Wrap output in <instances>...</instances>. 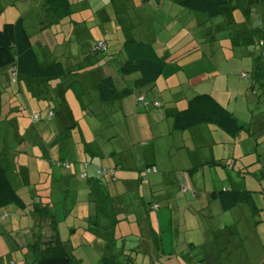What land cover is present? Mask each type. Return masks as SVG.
<instances>
[{"label": "rangeland", "instance_id": "obj_1", "mask_svg": "<svg viewBox=\"0 0 264 264\" xmlns=\"http://www.w3.org/2000/svg\"><path fill=\"white\" fill-rule=\"evenodd\" d=\"M41 1L0 0V27L26 15L25 26L42 59L64 60L70 67L75 64L72 70L80 73L78 77L38 81L39 85L31 84L27 77L20 76L16 82L11 73H0V164L27 204L25 208L15 203L0 208V264H34V243L52 236L50 221L39 220L37 203L50 204L56 213L58 237L73 264H104L105 258L118 254L116 264H206L207 257L213 264H264V85L254 84L258 79L253 65L260 62L264 67V51L254 45L256 36L261 37L259 32H264V0H231L228 8L232 11L199 24V43L191 51L200 60L188 65L182 52L175 59L184 71H179V78L185 75L186 84L172 92L174 97L178 91L185 96L210 93L250 129V134L242 131L236 138L218 130L216 137L231 143L206 149L208 154L214 152L217 161L225 158L221 165L202 164L198 170L192 164L193 156L203 148L194 149L188 135L181 132L161 135L155 127L161 124L162 113L144 107L151 103L149 97L146 101L133 96L126 99L121 106L124 112L115 103L98 111L101 107L92 80L95 71L91 67L111 61L109 55L120 48L114 46L111 34H129L132 12L135 25L137 17L143 22V16H150L154 9L172 18L174 22H167L162 30V47L164 53L174 56V46L168 44L174 36L169 33H178L175 38L180 45L185 39L179 33L189 29L183 13L177 14L178 0H145L130 9L128 3L124 6L125 0H69L73 16L69 20L79 23L56 18L47 28L37 19ZM249 11L250 16L245 17ZM227 14L234 18L218 24L216 20L226 19ZM114 15L117 22L112 20ZM144 24L152 30L158 25L153 18ZM63 36L67 37L64 44L60 42ZM99 41H105L109 50L90 55L95 53L91 46ZM77 53L74 59L72 54ZM87 56L92 58L85 61ZM194 67L198 69L193 71ZM165 72L163 77L170 74ZM50 112L55 113L53 118L48 117ZM35 115L37 121H33ZM231 153L235 159L226 163ZM232 161L236 166L227 167ZM152 164L158 165L159 172L140 183L138 173ZM188 169L193 171L194 186L185 193L174 178L181 179ZM212 183L219 185L217 190L225 186L243 189L252 202L239 203L225 213L204 194V189L211 191ZM94 197L102 210L99 220L95 214L85 216L88 199ZM118 201L125 202V210L115 206ZM149 202L160 208L145 210ZM108 204L113 209L111 217L105 213ZM101 220L108 225L112 222V228L102 227ZM114 223L118 225L113 227ZM160 228L166 255L155 259L159 262L143 252L131 250L125 256L118 252L123 243L133 248L150 234L158 241ZM137 233L141 241L132 237ZM172 251L177 254L168 256Z\"/></svg>", "mask_w": 264, "mask_h": 264}, {"label": "trees", "instance_id": "obj_2", "mask_svg": "<svg viewBox=\"0 0 264 264\" xmlns=\"http://www.w3.org/2000/svg\"><path fill=\"white\" fill-rule=\"evenodd\" d=\"M230 1L231 0H183L181 5L185 9L195 14H204L207 15L208 19H212L214 17L222 16L221 14H223L222 12L225 8L232 11L231 8H228L231 5ZM70 7L71 3L69 0H42L38 8L39 14L37 19L39 21V25L42 24L43 28H47L48 26H51L54 21H56V18L58 21L68 19L69 23H79L77 21L69 20L71 19V17H73ZM250 13L251 12L249 11L244 16L249 17ZM25 23L26 15L21 16L15 22H6L0 27L1 75H3L4 73H11V75L13 76L12 81L16 82L19 81L20 76L27 77L29 82L35 85L38 84V81L50 82L60 78L71 76L73 74L74 76L78 77V74L80 72L77 69L72 70V67H74L75 64L71 65L70 67L69 62L65 63L64 65V60L42 59V54L36 52L35 43L32 42V38L25 26ZM131 31L132 29H130L129 27L128 33L130 34ZM259 34L261 35V37L256 36V44L254 45L260 46L264 51V36H262L264 32L261 31L259 32ZM251 35L252 37L255 36L254 34ZM65 38L67 39V37ZM65 38L63 36L60 42H63L64 44ZM189 41L190 39L188 38L186 42V46H189L188 49H192L197 46V44H192V42ZM100 42L104 43L103 49L98 48V44ZM38 43L40 44L41 42ZM66 43H68V41ZM57 45H59V43ZM108 50L109 45L105 43V41H99L97 44L93 45V47L91 46L92 53H95L90 55L95 56L97 53L107 52ZM123 50L127 54V60L125 62V65L122 67V70L124 69L127 72H131V70L140 72L142 75L141 79L139 80L141 86L154 84L156 80L162 76L166 67V62L158 56L156 50L151 45L147 43L137 42L132 38L130 40H126L123 43ZM78 56V53L77 55L72 54V57L74 59L78 58ZM92 56L84 57L85 61L92 58ZM109 56L110 58L113 57L112 55ZM98 65L101 66V63H99ZM98 65L95 68L91 67L92 72H94L98 68ZM253 65L255 66L254 75L256 79H258V81H254V84L258 85L259 83V86H263L264 67L260 65V62H254ZM2 85L3 84H1L0 81V123L3 112ZM98 91L100 93L102 101L104 102L120 100L132 93V90L129 89L118 91L113 85V80L110 77L98 83ZM140 98H143V100L140 101L146 100V98L144 97H139V99ZM154 106L160 107L162 105L160 103H156L154 104ZM51 113H53V116L55 115L54 112ZM209 124L217 126L224 133L235 138L238 137L242 131L250 134V129L247 126L240 123L231 111L221 105L211 94L208 93H200L198 95H195L187 102V105L184 109L177 112L174 117L173 129L178 132H185L194 127ZM220 161L221 160L208 163V166L221 165ZM226 166L229 168H233L232 165L227 164ZM156 173H158L157 166H144L141 169L140 173H138V179L140 180V183H147L148 177L151 174ZM116 175L117 174L115 173L114 176ZM139 188L141 190L142 187L140 186ZM139 194L140 196L142 195V193ZM210 198L212 201L216 200L218 202H221L223 204V208L226 210L232 209L239 203L252 202L250 193L232 189L215 191L210 195ZM92 201L95 202V197ZM118 202L115 204L116 207L117 205L121 206L125 204L120 203V205L118 204ZM144 202L146 203V201ZM12 203H15L21 208H25L27 206L26 202L20 196L17 189L13 186L11 180L9 179L7 170L0 164V208H3L4 206ZM95 205H97L98 207V212L94 216L99 220V212H102V210H99V204L95 203ZM34 207L35 211L40 216L39 220L42 221L44 219H47L50 221V226L53 233L51 237H48V239H45L44 241H36L34 243L33 250L36 255L34 264H73V259L68 251L67 246L62 243L58 237L57 220L56 217L53 216L51 205L49 204L45 207V205L37 203ZM141 207L144 208L143 205ZM145 207V210L148 209V211L157 210L160 208V206H158L154 202H149L147 205H145ZM106 208H108L106 209L107 211L105 210L106 215L111 217L113 210L111 204L106 205ZM134 211L135 210H133V212ZM135 212L137 213V211ZM110 223L108 225L106 223H103L101 220L102 227H110ZM117 225L118 223H114L113 227H116ZM161 234L162 229L160 228L159 231H157L158 241L155 240L153 234L148 235L145 240L141 241V235L137 233L132 237L138 238L137 241H141L140 243L142 244L138 243L136 245H133V248H129L126 247V245L123 243V245L120 246L121 249L118 250V252H121V254L124 256L131 250H133V252L136 251V253L138 254L140 252H143V254L147 256H152L154 260L153 262L156 263V261L160 259L159 255H165L164 248L162 247L160 240ZM148 245H150V249ZM188 245L190 246L191 244ZM175 254L177 253H169L168 256H173ZM118 255L113 257L110 256V259L105 258L103 260L105 261L104 264H116L115 258ZM156 258L158 259L155 260Z\"/></svg>", "mask_w": 264, "mask_h": 264}, {"label": "crops", "instance_id": "obj_3", "mask_svg": "<svg viewBox=\"0 0 264 264\" xmlns=\"http://www.w3.org/2000/svg\"><path fill=\"white\" fill-rule=\"evenodd\" d=\"M183 0H178L176 2V6L180 7L177 10V14L183 13L184 15V22L185 23V28H189L188 32L185 29L184 31H182L181 33H179V38L181 40H186L184 44H180L179 43V39L175 38L178 33L175 35L169 33L170 36H174L172 39H174L173 41L170 40L169 41V45L174 46L173 47V51L174 56L175 54L177 55V57L172 56L170 53L166 54L164 53V49L162 47V41L164 40L165 37L162 36V30L164 29V25H166L167 22H174L172 20V18L162 12L159 13L158 9L152 12V14L150 16H143L144 21L143 22H139V19L137 17V23L136 25L134 24V17H136L133 12H132V18L130 20L129 23V27L130 29H132L130 34L127 33H122L123 35L121 37H119V32L114 31L111 35H113V40H114V46H119L120 48L118 49V51H116L113 54H110L113 56V59H111V62H109V60L106 63H101V66L98 65V68L95 70L94 76L92 78L93 83H94V89L97 91L98 93V98H96V102L100 103V110H102V107L105 106H109L113 103L118 104L120 107L122 105H124V102L126 99H129L130 97L133 96V99L137 100L139 97H144L147 98L148 97L151 99L150 102L148 104H144V107H153L152 110L154 111H158L159 113H162L161 115H159V118L161 119L160 121V125L155 127V129L160 131L161 135H165V136H172L174 133L176 134L178 131H175L173 129V123H174V117L177 114L178 111L184 109L187 105V102L194 97L195 95H198L200 93H195V94H190L188 96H185L183 93H181L182 91H178V95L176 94V96L178 97H174L175 93L172 94L173 91L180 89L184 84H186L183 80H185V75L183 78H179L180 72H184L182 71V68L177 66V61L175 60L176 58H178L179 54L182 52V54L186 55L184 57L185 62L188 65H192L194 63H196L198 60H200V58H197L196 56L192 57L193 55H195V52H192L191 49L186 48V42L187 39L189 38L190 41L192 42V44H197L198 40H199V36H200V29L199 28V24L200 23H206L208 20L207 15L204 14H195L187 9H185L181 3ZM125 4L124 6L127 7V3L129 4V9L134 6L133 8H136L137 6H141V0H125ZM169 11V10H168ZM189 11V13L187 12ZM230 10H227V8L223 9V15H225V13H229ZM137 13V12H136ZM169 13V12H168ZM115 17L112 19L114 22H117L116 20V15H114ZM238 16V14H237ZM109 17H111V15H109ZM150 18L156 19L157 22V29L156 30H152L151 28L145 27L146 22L150 21ZM229 18H234V16L228 15L226 16V19L222 17H220V21L219 19L216 20L217 23H224L228 22ZM207 20V21H206ZM133 22V23H132ZM163 24L160 26V24ZM109 33V32H108ZM134 39L137 42H142V43H147L149 45H151L157 52L158 56L163 59L166 62V66H169V68H166V72L169 71L170 74L169 75H165L164 77L161 76L159 77L156 82L154 84L151 85H146V86H141L139 83V80L141 79L142 75L140 72L138 71H132L131 72H127L124 69L122 70V67L125 65V62L127 60V54L125 53V51L123 50V43L126 40H130V39ZM169 38V36H168ZM171 39V38H169ZM175 40H178V42L175 44ZM66 42V40H65ZM188 42V43H189ZM58 44V42H57ZM58 46V45H57ZM189 52V53H188ZM117 56V60L116 58L114 59V57ZM116 60V61H115ZM115 63V64H114ZM174 67V70H173ZM195 70H197V67L193 68ZM180 71V72H179ZM165 72V73H166ZM202 72V71H201ZM201 75H199L197 78H200ZM112 78L113 80V85L115 86V88L118 91H123L125 89H129L132 90V93L129 94L128 96H126L123 99L120 100H115V101H110V102H104L102 101L101 97H100V93L98 91V83L101 82L102 80L106 79V78ZM189 79L192 80H196L193 78ZM210 94V93H208ZM163 96H165V98L163 99ZM146 101V100H145ZM164 102V103H163ZM152 103L156 104V103H160L162 106L160 108H156ZM105 108V107H104ZM121 109L124 112V108L121 107ZM166 110V111H165ZM68 112H72V110H68ZM116 112V111H115ZM73 113V112H72ZM87 112H84L85 116H87L86 114ZM151 127H153V125L151 124ZM160 127V128H159ZM220 130L217 126L213 125V124H209V125H200L198 127H194L190 130H187L185 132H181L183 134H187L189 139V142L192 143V147L194 149H197L198 151L203 148L201 151H199L198 153H196L193 156V161L192 164L194 166H196V170L200 169V166L202 164L206 165L208 163H211L213 161H217V157H215L214 152L212 153H207V149L206 148H212L215 145H219L222 144L223 146L230 144L231 140L229 139H219L217 138V131ZM222 131V130H221ZM226 134V133H225ZM232 139V138H231ZM219 140V141H218ZM233 141V140H232ZM235 154L231 153L230 156L228 157V161L235 159ZM222 157L218 160H223ZM231 158V159H230ZM237 159V158H236ZM233 168L236 166V162L232 161L231 162ZM157 166V164H152ZM148 166V165H147ZM195 170V171H196ZM184 173L182 174L183 178H176L175 176V182H177L181 189L186 193L187 190H193L191 185L194 183L193 181V171L191 169H188L187 172L186 170H183ZM158 172H159V168H158ZM189 173V174H188ZM77 175V173H76ZM191 178V179H190ZM185 180V181H184ZM185 182L188 184H185ZM219 188L214 185V183H212V189H210L211 191H209L208 189H204V194L205 196L208 198L209 202H211V198L210 195L215 192V191H222V190H235L232 187H223L219 190H217ZM237 190V189H236ZM239 191H244L239 190ZM196 192H194L195 194ZM92 198L88 199V203L89 205L87 206V208H85V216H89L90 213L91 214H96L98 212L97 208H94V202L92 201ZM214 203V205H216V207L220 208L223 212L225 213H229L231 211H233V209L235 208V206L230 209V210H226L223 208V204L221 202H218L216 200L212 201ZM120 203H125V202H118ZM121 205V204H120ZM93 207V208H92ZM120 210H125V204L118 206ZM53 212V209H51ZM53 214H55V216L57 217L56 213L53 212ZM191 214V213H190ZM160 218V217H159ZM192 219V218H190ZM195 220V218H193V221ZM195 223H198V220H195ZM202 229V228H201ZM206 232H208L207 229H205ZM161 245L164 248L165 247V242L163 239V236L161 235ZM197 243V242H196ZM201 245H204V243L202 241L199 242ZM191 245L194 244L193 241H191L190 243ZM98 246V244H97ZM194 246V245H193ZM166 248V247H165ZM165 255H166V251L164 249ZM164 255V254H163ZM168 255V254H167ZM207 263L209 264H213V259H210L209 257H207Z\"/></svg>", "mask_w": 264, "mask_h": 264}, {"label": "built area", "instance_id": "obj_4", "mask_svg": "<svg viewBox=\"0 0 264 264\" xmlns=\"http://www.w3.org/2000/svg\"><path fill=\"white\" fill-rule=\"evenodd\" d=\"M98 48L99 49H103L104 48V43L103 42H100L99 44H98ZM140 100H143V98H140ZM53 116V113H49V118H51ZM39 119V116L38 115H35V117L33 118V121H37Z\"/></svg>", "mask_w": 264, "mask_h": 264}]
</instances>
